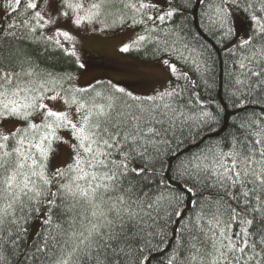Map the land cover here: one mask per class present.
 I'll use <instances>...</instances> for the list:
<instances>
[{
  "label": "snow or ice",
  "instance_id": "snow-or-ice-1",
  "mask_svg": "<svg viewBox=\"0 0 264 264\" xmlns=\"http://www.w3.org/2000/svg\"><path fill=\"white\" fill-rule=\"evenodd\" d=\"M45 2L6 0V6L0 3L5 8L4 15L17 13L6 24L4 16H0V36L8 29L27 28L33 21L43 27L44 16L39 6ZM60 2L68 8L83 7L71 0ZM102 2L95 0L91 8L98 10ZM139 2L141 9L148 7L143 0ZM231 3L236 4L238 0ZM259 3L261 7L254 10L249 0L245 9L250 13V34L240 42L241 47L250 45L254 35L264 38V0ZM29 9L34 11L19 19ZM175 12L176 9H170L155 19L163 23ZM76 23H80V18ZM59 34L71 39L67 32ZM138 39L143 41L145 36ZM121 51H129V46L125 45ZM173 54L183 57L178 50H173ZM163 63L171 73H177L175 64L168 59ZM239 68L246 80H236V84H247L251 77H256L248 87L256 85L264 91V61H258L255 68L241 61ZM23 75L30 76L31 72ZM20 76V70L0 67V120L9 117L28 120L32 115L29 110L34 108L45 110L42 123L52 119L43 124L48 131L27 147L24 137L17 136L20 129L8 134L0 131V264L5 260L4 244L9 243L15 249L26 231L21 223L23 218L18 219L16 215L17 211L28 208L25 200L43 206L29 211L39 214L40 223L46 226L34 233L32 247L25 254L29 264L33 261L34 264H132L135 245L139 244L138 250L143 251V244L150 245L153 236L168 247L167 264H264V113L235 124L237 131L224 146L206 145L187 159L183 153L173 152L169 172L174 169L178 177L188 176L192 183L189 187L186 181L177 189L171 174L155 182L148 179L147 158L152 152H159L160 145L174 141L175 131L181 125L200 127L201 121L206 123L212 117L207 111L198 115L189 113L176 100L165 101V97L181 95L176 88L146 98L163 103L128 105L127 112L117 109L112 102L85 111V104L81 103L76 111L83 113L82 119L74 123L67 113L37 104V97L29 95L36 91L34 82L21 80ZM117 90L124 92V89ZM186 103L190 105L191 100ZM61 126L70 128L78 141L73 146L77 149L74 162L68 166L75 175L71 182L64 183L59 181L67 175L65 171L57 169L49 176L43 163L52 141L62 139L55 135L56 128ZM39 127L28 123V128ZM9 141H12L11 147ZM133 160H139L141 165L130 168ZM42 196L45 198L41 199ZM68 197L79 203L82 211L78 216L53 224V208L67 211L64 201ZM58 198L60 204H57ZM184 200L189 211L183 207L167 210L170 205L183 204ZM160 221L164 222L162 226ZM6 223L15 226L14 239L6 240ZM170 224L176 227L165 233ZM7 234L12 236L11 228ZM146 260L143 257L138 264Z\"/></svg>",
  "mask_w": 264,
  "mask_h": 264
},
{
  "label": "trees",
  "instance_id": "trees-1",
  "mask_svg": "<svg viewBox=\"0 0 264 264\" xmlns=\"http://www.w3.org/2000/svg\"><path fill=\"white\" fill-rule=\"evenodd\" d=\"M143 2L148 7L141 9L139 0H103L102 4L107 7V10L104 11L105 14L122 15V19L113 21L115 23L113 28L124 26L135 19L141 32L128 43L129 51L127 53L133 58L144 62L165 57L170 63L176 65L178 71L175 74L171 73L167 66L166 89L141 96L127 88L128 84L133 85L132 81L128 79L114 81L108 77L92 80L88 85L77 86L78 84L73 83L71 78L84 68L92 67L108 73L117 70L118 67L113 64V61L106 60L107 58L97 52L88 51L80 44H76L77 42H74L73 49H67L62 43L67 42L66 40L60 42L54 37L46 35L43 27L36 25L35 21L27 28L8 29L7 33L0 36V50H2L0 52V67L5 70H20L21 80L34 82L33 86L36 91L29 95L37 97V104L42 103L44 96L57 94L62 97L69 108L75 109V111L81 103L85 104V111H87L93 106H106L112 102L117 109L127 112L128 105L135 107L137 104L149 106L153 103H163L164 101H150L146 98L155 97L162 92L176 88L181 95L165 97V101L171 103L176 100L178 104L184 105L185 111L197 115L202 111H207L212 118L208 119L206 123L201 121L200 127L188 128L181 125L175 131L174 141L160 145L159 152H152L147 158L146 170L149 172L148 179L152 182L167 179L171 174L174 181L173 186L177 189L186 181L191 187L192 183L188 176L178 177L174 169L171 173L169 172V164L173 159L172 153H183V158L187 159L200 152L206 145L219 143L220 146H224L231 139L232 134L237 131L234 127L235 124L249 118H257L261 113H264V91L256 85H253L251 89L248 87V84L257 78L251 77L247 84L235 83L236 80H246L245 73L239 68L241 61L250 68H255L258 61H264V38L254 35L250 45L240 46V42L250 34L248 27L250 13L245 11L249 0H238L236 4L231 3V0H227V2L226 0H203V2L200 0H162L163 4L158 8H153L148 4L152 0H143ZM0 3L6 6V0H0ZM131 3L136 5L134 10L130 7ZM251 3L254 10L261 7L259 0H251ZM63 6L66 7V5ZM150 7L156 11L155 14H151ZM173 8L176 9V12L172 17L166 18L165 22L161 23L155 19L158 14H163ZM33 11L27 10L24 15L19 16V19H24ZM4 12L5 8L0 6V16H4L5 24L17 16V13L6 16ZM257 14L261 13L257 11ZM149 16L153 19H148ZM141 35L145 36L143 41L138 39ZM173 50L182 52L183 57L178 54L174 55ZM25 72H31V75H23ZM117 89H124V92ZM133 97L139 99H133ZM189 99L191 100L190 105L186 103ZM240 104H243L244 107H237ZM245 108L247 111L244 110ZM29 111L32 112V115L28 117V120L14 117L0 120V131L5 134L20 129L17 136L24 137L26 147L29 143L39 141L41 136L48 131L43 124L52 119L48 118V121L42 123L44 109L34 108ZM39 112L42 113L39 122L33 123L32 117H35ZM80 114L82 118L83 113ZM8 121H15V126L5 131L4 124ZM29 122L40 125V127L37 129L28 128ZM66 131L72 133L70 128L61 126L56 128L55 135L61 138L60 133ZM197 132L199 135H196ZM60 141L61 139L52 141L47 158L43 161L44 170L49 176L57 169L65 171L67 175L61 177L59 182H71L75 173L68 166L73 164L77 149L73 147L72 152L70 151L68 154L69 160L62 167H55L50 161ZM70 142L72 146L78 143L74 136ZM11 146L12 141H9V147ZM45 146H47V142ZM140 165L139 160H133L129 167ZM129 175L131 176V174ZM45 190H47V186ZM179 194L177 190L175 195ZM44 198L41 197V199ZM25 203L28 208L23 212L17 211L16 215L18 219L23 218L21 223L26 231L22 234L15 249L9 243L4 244L2 254L5 260L3 264H29L25 254L30 251L32 241L35 239L34 234L31 237L29 235L37 230L42 231L46 227L40 223L39 214L29 211L32 208H42L43 206L27 200ZM60 203L58 198L57 204ZM186 205L187 200H184L183 204L170 205L167 210L171 212L176 207H183L187 212L189 209ZM64 208L67 211L53 208V224L78 216L82 211L81 205L71 197L64 201ZM163 211L164 209H161V213ZM35 221L36 223L33 225ZM163 223L160 221L161 226ZM30 227L34 229L33 232ZM175 227L176 225L170 224L169 228L165 229V233ZM4 228L6 240L16 237L17 232L14 225L6 223ZM10 228L12 229L11 237L7 234ZM165 239L168 237L165 236ZM168 242L170 244L171 240L169 239ZM139 247V244L135 245L136 250L132 252V264H138L143 257H147L144 264H167L165 253L168 252V247L160 243L159 237L153 236L150 245L143 244V251H139ZM31 264H34V261Z\"/></svg>",
  "mask_w": 264,
  "mask_h": 264
},
{
  "label": "rangeland",
  "instance_id": "rangeland-1",
  "mask_svg": "<svg viewBox=\"0 0 264 264\" xmlns=\"http://www.w3.org/2000/svg\"><path fill=\"white\" fill-rule=\"evenodd\" d=\"M71 2L73 4L80 3L83 7L68 8L63 6L60 0H46L45 3L39 6V10L44 16V21H41L44 33L60 42L66 40L67 42L62 43L69 50L73 49L74 42H77L76 44H80L88 51L97 52L107 58L106 60L113 61V64L118 67L117 70L108 73L92 67L84 68L71 78L73 83L78 84L77 86L80 84L84 86L92 80L95 81L100 78L108 77L114 81L116 79H128L133 82V85L130 83L127 88L141 96L153 94L167 88V65L163 63L165 57L142 62L133 58L129 53L121 51L122 47L128 46L129 41L141 32L135 19L129 21L126 25L124 24V26L113 28L112 26L115 24L113 21L122 19V15L105 14L104 11L107 10V7H104L102 3L98 10L92 9L91 4L95 2L94 0H72ZM148 4H155L157 7L153 8H158L162 6L163 2L162 0H152ZM131 5L130 7L134 10ZM153 8H151V14L156 13ZM77 18H80L79 24L76 23ZM137 21L139 20L137 19ZM61 32H67L71 39H66L60 35ZM51 96H56V99H49ZM42 103L48 105V108L52 110L67 113L68 119L74 123L82 119L81 114L77 113L75 109L69 108L62 97L57 94L44 96ZM41 115L42 113L39 112L35 117L33 116L32 122L38 123ZM14 126L15 121H8L5 122L3 129L7 131V129L10 130ZM60 135L62 139L50 160L55 167H62L69 160L68 154L73 149L70 142L71 138L73 139L72 133L66 131L61 132ZM35 223L36 221L33 225Z\"/></svg>",
  "mask_w": 264,
  "mask_h": 264
}]
</instances>
